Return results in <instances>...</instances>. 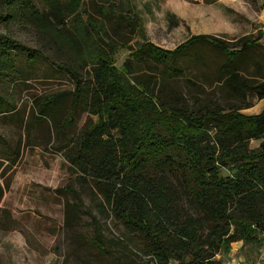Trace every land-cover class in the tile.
I'll return each instance as SVG.
<instances>
[{"label":"trees","instance_id":"1","mask_svg":"<svg viewBox=\"0 0 264 264\" xmlns=\"http://www.w3.org/2000/svg\"><path fill=\"white\" fill-rule=\"evenodd\" d=\"M68 2L66 13L59 0H49V9L40 13L31 0H0V24L27 20L40 33L50 32L58 45L73 49L75 64L58 65L74 84L67 116L61 115L65 96L59 93L40 103L35 115L51 118L57 134L59 124H73L78 107L95 116L77 134L63 133L57 147L93 194L92 208L78 193L76 203L66 204L77 217L89 215L92 246L116 264H131L136 254L142 264H217L216 255L231 242L261 245L264 106L252 114L236 107L193 110L165 84L182 75L175 64L177 54L203 41L224 54L216 81L233 96L245 99L253 93L264 98V74L252 77L242 71L246 51L264 46L261 31L234 44L209 34L191 35L174 49L145 42L130 52L132 60L152 61L162 68L160 76L141 75L131 70L129 58L116 65L112 43L109 52L96 47L91 26L78 27L75 35L63 31L65 18L75 16L80 4ZM10 51L24 53L29 61L39 54L0 32V80L14 74ZM87 66L88 78L83 79L79 71ZM251 140L260 142L251 147ZM99 218H110L119 228L114 244H124L123 250L105 243Z\"/></svg>","mask_w":264,"mask_h":264},{"label":"rangeland","instance_id":"2","mask_svg":"<svg viewBox=\"0 0 264 264\" xmlns=\"http://www.w3.org/2000/svg\"><path fill=\"white\" fill-rule=\"evenodd\" d=\"M31 1L40 13L49 9V0ZM261 2L80 0L77 14L65 18L63 31L75 35L81 26H91L96 47L108 51L112 43L117 66L129 58L131 70L160 76L162 65L132 60L130 52L145 42L174 49L196 34L214 35L234 44L246 34H257L252 30L258 23ZM68 3L59 0L64 13L68 12ZM0 32L39 51L31 61L22 52L10 51L14 74L0 80V264H116L92 246L89 215L82 212L77 217L66 210L67 203L77 202V193L85 206L92 208L93 194L89 184L79 182L76 171L57 150L63 133L77 134L95 116L78 107L73 124H59L57 134L51 118L35 115L40 103L59 93L65 96L61 115L67 116L74 84L69 73L58 65L75 64L73 49L58 45L50 32L40 33L27 20L2 23ZM223 60L224 54L212 44L194 42L176 56L175 64L182 75L165 84L185 97L193 110L219 106L225 110L236 107L245 114L258 113L264 98L258 99L253 93H247L245 99L233 96L223 82L216 81V68ZM242 61L246 76L263 75L264 46L249 48ZM89 69L87 66L79 71L83 79L88 78ZM259 142L251 140L250 146ZM99 221L105 243L115 251L123 250L124 244H114L119 228L110 218ZM249 249L256 250L255 246ZM246 254L250 257L253 252ZM130 260L131 264H142L143 258L136 254Z\"/></svg>","mask_w":264,"mask_h":264},{"label":"crops","instance_id":"3","mask_svg":"<svg viewBox=\"0 0 264 264\" xmlns=\"http://www.w3.org/2000/svg\"><path fill=\"white\" fill-rule=\"evenodd\" d=\"M257 22L252 32L260 29L262 33L260 41L264 45V0L261 2ZM247 246H255L256 250L248 247L246 251ZM246 252L250 254L253 252V255L248 257ZM260 258L264 260V238L261 245L244 244L241 240L231 242L227 250H220L215 257L217 264H254Z\"/></svg>","mask_w":264,"mask_h":264},{"label":"built area","instance_id":"4","mask_svg":"<svg viewBox=\"0 0 264 264\" xmlns=\"http://www.w3.org/2000/svg\"><path fill=\"white\" fill-rule=\"evenodd\" d=\"M254 264H264V260L262 258L256 260Z\"/></svg>","mask_w":264,"mask_h":264}]
</instances>
